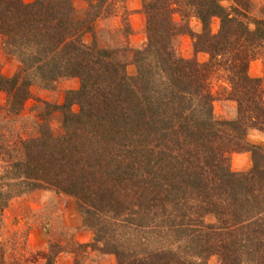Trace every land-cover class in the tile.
Returning <instances> with one entry per match:
<instances>
[{"label":"trees","instance_id":"1","mask_svg":"<svg viewBox=\"0 0 264 264\" xmlns=\"http://www.w3.org/2000/svg\"><path fill=\"white\" fill-rule=\"evenodd\" d=\"M125 2L0 0L2 50L20 65L0 75V211L36 191L74 199L93 241L50 245L43 264L66 249L74 264L88 251L116 264H264V147L247 141L264 134V77L248 73L264 56V5L142 0L145 42L132 48ZM118 14L119 29L96 26ZM184 35L205 63L179 55ZM71 79L78 89L61 105L38 101L34 132L21 137L13 124L31 87ZM218 102L234 117L217 118ZM242 153L252 166L233 172ZM5 257L0 248V264H23Z\"/></svg>","mask_w":264,"mask_h":264},{"label":"rangeland","instance_id":"2","mask_svg":"<svg viewBox=\"0 0 264 264\" xmlns=\"http://www.w3.org/2000/svg\"><path fill=\"white\" fill-rule=\"evenodd\" d=\"M31 3L33 0H24ZM258 5H264V0H255ZM83 4H78L82 6ZM130 5L134 8L129 10ZM226 5V4H225ZM139 6V10H136ZM125 7L130 12L129 23L132 28V35L127 44L132 48H139L145 42L144 23L145 18L141 12L142 0H126ZM120 14L108 19H101L96 26L101 29L116 30L120 27ZM176 22L180 19L175 17ZM189 26L194 33L201 31V25L195 18L190 19ZM219 21L214 19L211 24V32L217 33ZM92 37L88 34L84 37L86 43L91 42ZM179 55L184 59H196L199 63H205L208 56L205 54H194L192 40L189 36H182L179 40ZM258 62L262 68L259 77H255L256 71L252 70L251 64ZM249 66V75L252 78L264 77V56L253 61ZM19 63L16 59L6 55L2 50L0 38V75L12 76L19 70ZM127 73L130 76L136 74L133 64L127 66ZM214 89L218 86L214 85ZM79 87L77 79L61 81L52 89H44L39 86H32L31 97L25 103L20 120L13 124L15 131L25 138L34 132L32 121L36 120L37 114L33 108L38 105V101L61 105L64 102L65 93L69 90H76ZM262 98L264 102V82L262 85ZM6 94L0 93V107L5 105ZM77 111V108H73ZM235 105L230 102H218L214 104V114L217 118L230 119L234 117ZM3 111H0V120ZM21 122V123H20ZM57 123L53 122V129L57 128ZM247 141L253 145L264 147V134L251 131ZM231 170L233 172H246L252 166L250 153L234 154L231 157ZM3 163L0 161V168ZM93 241V232L82 227L81 216L74 199L60 196L53 192L36 191L31 194L14 198L8 206L0 211V248L5 251V258L8 262L19 261L23 264H43L46 256L50 252V245L53 244H89ZM67 252L60 253L55 260V264H74V254ZM83 264H116L114 256L103 255L100 252L88 251L81 254ZM208 264H217V259L211 258Z\"/></svg>","mask_w":264,"mask_h":264},{"label":"crops","instance_id":"3","mask_svg":"<svg viewBox=\"0 0 264 264\" xmlns=\"http://www.w3.org/2000/svg\"><path fill=\"white\" fill-rule=\"evenodd\" d=\"M128 6H129L128 7L129 10H131V11L134 9L130 5H128ZM135 9L139 10L140 8H139V6H137V8H135ZM250 69H251V72H252V70L256 71L255 77H259L260 76L262 68H261V66H260V64L258 62H255V63L251 64Z\"/></svg>","mask_w":264,"mask_h":264}]
</instances>
